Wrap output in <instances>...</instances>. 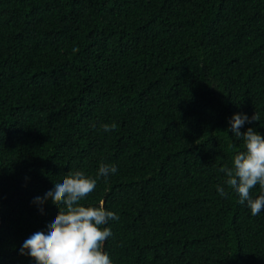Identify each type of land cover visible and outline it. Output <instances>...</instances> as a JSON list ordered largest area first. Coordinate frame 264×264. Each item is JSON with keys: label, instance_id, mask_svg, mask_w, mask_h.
Listing matches in <instances>:
<instances>
[{"label": "trees", "instance_id": "trees-1", "mask_svg": "<svg viewBox=\"0 0 264 264\" xmlns=\"http://www.w3.org/2000/svg\"><path fill=\"white\" fill-rule=\"evenodd\" d=\"M254 112L264 136V0H0V264H35L59 208L34 198L101 163L80 204L119 217L112 264H264V211L219 171Z\"/></svg>", "mask_w": 264, "mask_h": 264}, {"label": "clouds", "instance_id": "clouds-1", "mask_svg": "<svg viewBox=\"0 0 264 264\" xmlns=\"http://www.w3.org/2000/svg\"><path fill=\"white\" fill-rule=\"evenodd\" d=\"M259 119L255 112L251 117L242 113L233 115L229 131L243 140L244 151L234 155L231 167L219 169L225 174L227 188L238 194L239 203L246 204L252 216L264 211V136L253 127L244 132L240 128ZM102 128L109 132L117 125L104 124ZM117 171L115 165L104 163L99 165L95 179L82 171H75L66 175L62 182L55 183L43 197H35L33 203L36 205L42 206L51 199L59 211L47 225V233H33L23 242L20 254L30 256L35 264H112L108 253L103 250L105 241L112 236L111 228L106 225L119 217L107 210L103 201L98 206H82L80 201L95 191L98 178H107ZM257 186L260 194L254 198L251 192ZM217 193L226 196L225 187L218 185Z\"/></svg>", "mask_w": 264, "mask_h": 264}]
</instances>
